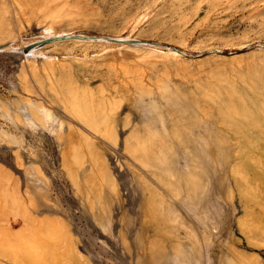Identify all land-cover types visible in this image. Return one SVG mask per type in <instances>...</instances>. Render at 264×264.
<instances>
[{"label": "rangeland", "instance_id": "1", "mask_svg": "<svg viewBox=\"0 0 264 264\" xmlns=\"http://www.w3.org/2000/svg\"><path fill=\"white\" fill-rule=\"evenodd\" d=\"M163 85L224 149L208 147L215 161L203 165L212 181L204 204L218 195L226 215L214 228L175 206L182 216L177 237L166 231L157 237L187 246L197 260L192 264H264V0H0V101L6 108L5 102L35 100L63 117L58 136L67 158L64 168L61 146L48 131L18 124L11 129L23 145L0 140V254L6 260L0 264H137L133 241L123 245L126 253L117 232L93 223L69 176L78 168L77 150L83 160L95 154L101 168L104 151L135 174L134 160L120 149L121 134L118 146L108 136L90 135L71 101L89 100L95 112L118 100V112H131L139 123L145 113L141 104L135 107L137 96L165 111ZM86 136L95 150L86 148ZM28 146L57 209L24 192ZM130 202L129 212L139 213ZM213 210H206L209 218Z\"/></svg>", "mask_w": 264, "mask_h": 264}, {"label": "bare ground", "instance_id": "2", "mask_svg": "<svg viewBox=\"0 0 264 264\" xmlns=\"http://www.w3.org/2000/svg\"><path fill=\"white\" fill-rule=\"evenodd\" d=\"M157 52L168 53L172 58L180 56V53L176 51L158 50ZM147 91L140 89L141 93ZM163 92L160 97L164 101L166 112L160 110L153 103L138 101L141 97L137 96V100L134 101L135 107L137 108L138 104H141L145 113L139 123L131 112H122L121 114L118 112L121 101L117 100L108 106L101 105L98 111L93 112L89 100H72L71 104L74 106L76 114L84 119L93 131V134L90 135L94 138L96 137L95 133H98L100 137L108 136L113 139L114 145L118 146V137L120 134L122 135L120 149L122 148L134 160L133 171L135 174L131 169H122L116 157L112 159L101 149L102 153H100L103 154L104 161L102 168L99 166L95 154L91 156L90 152L84 159L86 163H81L83 158L80 155L81 152L79 153L78 150L76 153L73 152L72 154H75L74 164L78 168H75L74 172H70L69 176L72 178L77 194L75 197H78L80 205L93 220V223L101 231L117 232L123 248L129 246L130 240L133 241L137 249L135 253L137 264H192L197 260L190 255V251L184 250L185 248L189 250L187 246L184 248V244L178 243L175 247L174 241L171 244L168 243L169 240L162 242L157 236L166 231L168 234H172L170 239L173 236L177 237L174 229L177 223H180L182 216L176 215L175 206L181 208L186 214L194 216L201 225L205 226L206 221L211 220L214 228L218 225L215 220L226 215V210L219 205L221 201L218 195H214L212 200H209L211 204H204L207 201L208 191L212 188V181L211 178H206V169L203 165L209 161H215L209 155L208 147L216 145L221 148L222 146L219 145L218 139H215L214 131L207 128L201 120L192 116L191 111L183 104L185 100L177 92L165 90L164 85ZM4 104H6V108H3L2 101H0V118L4 121V125L0 124V140L23 145V136L11 129L20 124L22 128L33 132L48 131L55 135L60 146L62 145L58 135L63 132L66 122L58 113L35 100L19 103L11 101ZM109 106L112 109L109 108L107 111ZM185 111H188L190 115H185ZM6 123L9 126H5ZM118 134L119 136H117ZM88 136L85 137L86 148L94 149L93 142L89 141ZM92 136L90 137L92 138ZM99 143L102 144V142ZM176 146L178 148L182 146L181 151H178ZM19 149L20 147L16 149V152L17 150L19 152ZM27 149L30 154L29 158L32 160H29L28 166L23 171L24 177L29 182L26 186L27 191H24L25 194L31 195L36 204L40 206L51 209L59 208L58 202L51 199L48 179L33 168L35 164L34 150L30 146ZM223 151L224 149L221 148V152ZM16 152L13 151L16 158L20 157ZM60 157L61 164L65 168L67 158L62 146ZM18 159L20 162V158ZM84 160L82 159V161ZM216 160L221 162L222 158ZM14 161L16 162V159ZM190 161L194 163L191 165ZM181 171L185 172L183 176L179 174ZM131 177L136 181L133 182ZM177 182L181 186L180 190L188 191L185 190V193L181 194L177 189ZM128 195L137 200L126 198ZM173 196H176L177 199H174ZM130 200L134 202V207L136 206L139 213L135 211L134 215L133 211L129 212L128 206L132 205ZM143 205L144 209H141ZM211 206L215 215L209 218L206 210L211 209ZM147 209L149 213L146 212ZM157 233L158 235H156ZM167 233L165 238L164 235L162 236L163 240L166 239ZM188 256L191 261L186 259ZM0 260L6 261L1 254ZM209 260L212 262V258Z\"/></svg>", "mask_w": 264, "mask_h": 264}]
</instances>
